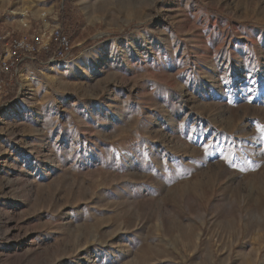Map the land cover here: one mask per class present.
Returning a JSON list of instances; mask_svg holds the SVG:
<instances>
[{
    "label": "rangeland",
    "instance_id": "1",
    "mask_svg": "<svg viewBox=\"0 0 264 264\" xmlns=\"http://www.w3.org/2000/svg\"><path fill=\"white\" fill-rule=\"evenodd\" d=\"M44 12L70 52L0 89V264H264V0H0V35Z\"/></svg>",
    "mask_w": 264,
    "mask_h": 264
},
{
    "label": "built area",
    "instance_id": "2",
    "mask_svg": "<svg viewBox=\"0 0 264 264\" xmlns=\"http://www.w3.org/2000/svg\"><path fill=\"white\" fill-rule=\"evenodd\" d=\"M40 16L41 22L44 26L46 25L44 31L31 37L25 34L21 37H10L7 40L0 35V89H3L7 82L10 83L12 79L19 77L28 63L35 59V54L40 51H49L52 38L56 41L52 58L60 60L68 56L70 44L65 35L57 26L46 31L50 28L49 21L46 19L47 14L44 12ZM22 26L29 29L31 25L28 22H22Z\"/></svg>",
    "mask_w": 264,
    "mask_h": 264
},
{
    "label": "snow or ice",
    "instance_id": "3",
    "mask_svg": "<svg viewBox=\"0 0 264 264\" xmlns=\"http://www.w3.org/2000/svg\"><path fill=\"white\" fill-rule=\"evenodd\" d=\"M245 87L247 88V90L250 92L251 91V87L250 85H245Z\"/></svg>",
    "mask_w": 264,
    "mask_h": 264
}]
</instances>
